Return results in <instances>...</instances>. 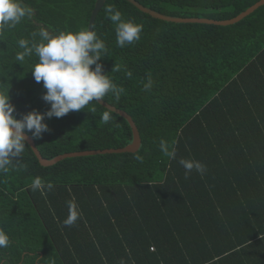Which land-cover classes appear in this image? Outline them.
I'll return each instance as SVG.
<instances>
[{"label": "trees", "instance_id": "1", "mask_svg": "<svg viewBox=\"0 0 264 264\" xmlns=\"http://www.w3.org/2000/svg\"><path fill=\"white\" fill-rule=\"evenodd\" d=\"M96 1L22 0L33 15L0 29V92L9 91L18 119L50 109L31 72L38 57L17 61L18 41L39 43L32 34L41 27L52 34L88 29ZM138 1L168 15L223 20L259 0ZM109 7L142 25L138 41L117 46ZM94 31L107 47L98 63L123 88L118 101L112 94L104 100L133 117L141 148L43 166L27 144L0 174V229L10 237L0 257L6 264H264V5L222 26L169 22L127 0H107ZM105 111L90 102L46 118L49 131L35 140L41 154L126 146L129 122L110 110L105 124ZM161 140L175 148V159L163 154ZM182 158L200 161L204 173L186 176ZM36 177L42 190L30 187ZM70 200L79 218L65 226Z\"/></svg>", "mask_w": 264, "mask_h": 264}, {"label": "clouds", "instance_id": "2", "mask_svg": "<svg viewBox=\"0 0 264 264\" xmlns=\"http://www.w3.org/2000/svg\"><path fill=\"white\" fill-rule=\"evenodd\" d=\"M107 12L108 19L116 25L118 47L123 48L141 38L142 25L122 19L121 12L111 7ZM32 15L33 9L24 5L22 0H0V29L14 28ZM32 35L34 38L38 35L40 42L20 39L18 44L23 51L18 52L15 59L24 61L33 52L38 57L31 72L37 83L43 82L46 91L42 99L50 104V109L46 113L33 110L18 119L14 114L15 105L10 102L9 91L0 92V174L7 173L24 153L28 133L33 140H41L43 134L49 131L48 124L44 122L46 118H62L72 111L85 109L90 102L101 103L108 94L118 101L123 92V88L118 87L104 73L103 65L98 63L106 56L107 47L94 30L85 28L77 32L52 34L41 27L38 33ZM127 75L131 77L132 73L128 72ZM150 88L151 80L145 85V91ZM89 112L95 114V109L90 108ZM100 120L109 123L112 120L110 110L103 112ZM160 149L170 159L176 158L175 148H170L167 142L161 140ZM136 159L142 161L143 158L137 155ZM179 163L184 167L186 176L193 170L203 174L206 169L204 164L194 159L182 158ZM30 187L33 191L42 190L41 178H34ZM47 187L51 189L52 184L48 183ZM67 208L69 214L63 224L72 226L79 218V209L73 200L67 202ZM9 246V235L0 229V249ZM0 264H6L2 257Z\"/></svg>", "mask_w": 264, "mask_h": 264}, {"label": "water", "instance_id": "3", "mask_svg": "<svg viewBox=\"0 0 264 264\" xmlns=\"http://www.w3.org/2000/svg\"><path fill=\"white\" fill-rule=\"evenodd\" d=\"M106 1L107 0H97L96 1L95 6L91 13V17H90L89 24H88V29L94 30L95 22L98 17V14L100 10L103 8ZM127 1L135 5L142 12L150 14L154 18L162 19L165 21L176 22V23L215 24V25H222V26H228V25L238 23L244 18H246L247 16H249L250 14H252L254 11H256L259 7L264 5V0H259L256 3H254L252 6L242 11L241 13H239L237 16L233 18L218 20V19H212V18H207V17H179V16L168 15V14L156 11L152 8H149L138 0H127ZM100 104L127 119V121L129 122L132 128L133 140L124 147L74 151V152L60 154L53 158H46L41 154L40 150L38 149L35 143V140L32 139L30 134H27V143L32 147L41 165L52 166L66 158L77 157V156H89V155L108 154V153H124V152L136 153L141 148L142 138H141L139 129L133 117L127 111L117 106H114L105 100L101 101Z\"/></svg>", "mask_w": 264, "mask_h": 264}]
</instances>
